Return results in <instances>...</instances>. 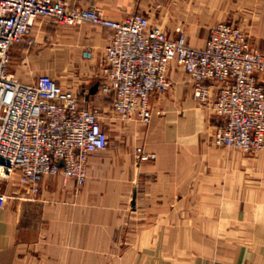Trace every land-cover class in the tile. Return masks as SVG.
I'll return each mask as SVG.
<instances>
[{
	"label": "crops",
	"instance_id": "0c3cea01",
	"mask_svg": "<svg viewBox=\"0 0 264 264\" xmlns=\"http://www.w3.org/2000/svg\"><path fill=\"white\" fill-rule=\"evenodd\" d=\"M68 1L115 20L146 12L174 37L181 27L194 46L217 23L245 14L264 49V0ZM109 34L40 17L13 47L9 70L24 82L50 74L91 107L103 99L98 75ZM169 76L170 93L149 123L116 115L119 140L91 158L81 187L49 175L37 195L18 174L0 183L9 195L0 208V264H264V151L243 156L211 145L220 117L198 104L182 66L173 63ZM258 79L264 85V73ZM139 146L156 159L140 160Z\"/></svg>",
	"mask_w": 264,
	"mask_h": 264
},
{
	"label": "built area",
	"instance_id": "2783aa9c",
	"mask_svg": "<svg viewBox=\"0 0 264 264\" xmlns=\"http://www.w3.org/2000/svg\"><path fill=\"white\" fill-rule=\"evenodd\" d=\"M40 17L67 27L92 23L110 30L98 78L115 117L149 123L152 97L171 87L169 69L177 63L188 74L195 99L221 119L215 144L245 152L264 149V85L258 79L264 49L254 47L241 27L219 22L203 46H194L184 33L170 35L143 11L115 20L100 7L68 0H0V183L18 174L19 184L37 195L49 175L79 188L93 155L110 145L98 114L76 91L50 74L24 82L9 70L13 47L27 39ZM138 154L140 160L156 157ZM8 197L0 191V208Z\"/></svg>",
	"mask_w": 264,
	"mask_h": 264
},
{
	"label": "rangeland",
	"instance_id": "374dc122",
	"mask_svg": "<svg viewBox=\"0 0 264 264\" xmlns=\"http://www.w3.org/2000/svg\"><path fill=\"white\" fill-rule=\"evenodd\" d=\"M149 16H150V14H149ZM159 15H158V13H156L155 15H154V17H158ZM151 17V16H150ZM242 18L241 19H239L238 21H237V23H234V22H228V23H231V24H234V25H236V26H239V27H241L245 32H246V34H247V36L249 37V39H250V42H251V44L254 46V47H256L255 46V44L253 43V36L250 34L251 32H250V30H248V27L246 26V16H245V14L243 15V16H241ZM223 22H227V21H223ZM241 24V25H240ZM252 24V23H251ZM252 26V25H251ZM177 31L179 32V34L178 35H180V34H182V33H184L183 31H182V29H181V27H178L177 28ZM185 34V33H184ZM186 35V34H185ZM187 37V36H186ZM188 40V39H187ZM256 48H258V47H256ZM52 72H54V71H52ZM171 90V88H169L166 92H164V93H161V94H158L157 95V98H156V100L155 101H152V106H153V111L155 110H158V109H163V103H161L160 102V99H162L163 97H165L166 95H167V93L169 92ZM170 93V92H169ZM195 98V97H194ZM197 101V100H196ZM198 102V101H197ZM110 104V101H109V99H106V98H103V99H101V101H98V102H95V103H93V104H91L92 106H91V108L98 114V117H99V120H100V122L102 123V125L108 130V132H109V137H110V143H111V145L112 144H116L117 142H118V140H119V129H118V126H116L117 124H116V122L118 121V119H117V117H115V115L113 114V112H112V110H111V105H109ZM198 104L200 105V106H202L199 102H198ZM203 107V106H202ZM209 142L211 143V145H213V146H215V147H217V148H228V149H230V148H233V147H225V146H219V145H217V144H215L214 143V141H213V135H212V139H209ZM139 148H141V151L139 150ZM233 149H235V150H238L243 156H248V155H257L258 153H260V152H262V151H264V149L263 150H259V151H253V152H245V151H243V150H241V149H238V148H233ZM138 152H142V153H144V154H148V155H150V154H155V153H153V152H149V151H147V150H145L143 147H137L136 148V151H135V153L137 154V155H139L138 154ZM156 155V154H155ZM94 157H98V158H102L103 157V151H100V152H98L97 154H95V155H93ZM139 157V156H138ZM156 159V157H154V158H149L148 160H142V161H144V162H149V161H152V160H155ZM89 172H90V165H89ZM88 176H89V173H88ZM55 264V263H54ZM64 264V263H63ZM95 264H102V263H95Z\"/></svg>",
	"mask_w": 264,
	"mask_h": 264
},
{
	"label": "water",
	"instance_id": "95a60500",
	"mask_svg": "<svg viewBox=\"0 0 264 264\" xmlns=\"http://www.w3.org/2000/svg\"><path fill=\"white\" fill-rule=\"evenodd\" d=\"M97 90V86H95V88L92 90L93 93H95Z\"/></svg>",
	"mask_w": 264,
	"mask_h": 264
}]
</instances>
